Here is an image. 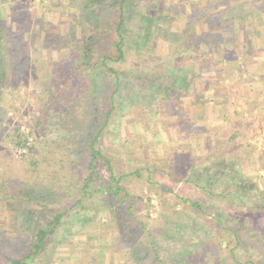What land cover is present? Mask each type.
Here are the masks:
<instances>
[{"label":"rangeland","instance_id":"1","mask_svg":"<svg viewBox=\"0 0 264 264\" xmlns=\"http://www.w3.org/2000/svg\"><path fill=\"white\" fill-rule=\"evenodd\" d=\"M167 1L171 8L161 16L160 6L156 8L154 3L147 6L146 0H138L142 10L149 12L153 25L143 29L148 31L145 39L138 20L130 27L125 61L119 69L133 70L138 76L130 85H124L121 95L125 102L118 107L102 141L105 152L113 159L116 177H123L120 190L128 195L118 209L124 212L134 202L130 210L133 218L125 217L121 222L123 236L119 233L123 244L120 248L125 251L136 240H144V244L148 231L158 241L160 259L169 264L180 259L179 255L182 264H202V252L207 261L212 255L219 257L222 264H232V252L238 258L251 253L253 260V255L258 254L259 262L263 263L264 207L255 211L253 207L264 203V0ZM155 3L158 4L157 0ZM91 6L90 0H2L0 3L2 18L8 23L16 22L17 27L20 24V33L14 37L18 39L15 46L18 44L22 49L21 62L26 61L19 78L18 95L11 97V85L9 92L0 97L1 107L7 109L2 123L5 134L11 135L16 128L22 137L19 146L11 144L9 136L5 141L0 138V162H6L5 170L0 171V180H9L8 187L19 184L24 192H31L24 184L32 183L22 182L20 165L21 159L28 155V148L35 146L38 151L43 148L39 140L44 139L35 129L39 118L43 121L41 128L47 130L46 141H56L41 153L47 162L42 164L40 173L47 175L54 171L53 176L59 180L67 173L65 166L69 165L64 152L59 154L60 149L55 148L56 145L70 146L72 133L77 131L65 119L68 107L66 114H62L57 106H49L54 105L51 100L43 110L46 101L40 97L43 77L40 72L34 74L32 64L40 59L50 60L53 66L45 68L47 75H72L69 64L60 65L68 59L67 40L62 37L70 32L79 38L81 30L89 41L95 39L93 55H97L103 48L104 38L96 39L95 31L108 24V12L104 6ZM12 7L17 8L19 16L10 19L8 15L15 11ZM81 8L85 15L92 12L99 19L95 28L85 18L81 19ZM210 9L219 12L227 9L226 16H235L233 26L215 36L216 46L223 47L220 53L214 47L202 46L205 38L199 35L198 25L193 30L196 36H184L173 44L162 37L167 36L166 32H159L163 28L168 34L176 32L178 36L186 19L193 20L198 13ZM161 17L166 21L160 20ZM42 21L50 24L43 25ZM40 31L46 33L44 45ZM30 35L32 43L27 41ZM227 44L229 49L224 46ZM176 74L184 79L173 85ZM10 75L7 71L6 78L10 79ZM75 77L76 81L67 85L77 92L79 104L85 98L79 92L82 87L98 104L103 98L102 77L84 69H76ZM151 80L179 89L173 91L172 100H166L165 91L150 89ZM64 84L60 86L56 79L54 89L60 86L57 91L61 92L67 87ZM75 110L76 115L82 109ZM41 155L35 154L42 158ZM59 159L61 165L55 163ZM75 173L83 176L79 165ZM103 177H108L105 170ZM56 181L50 184L48 178L45 182L55 186L49 205L63 208L72 201L76 188L67 189L69 194L64 193L62 197L63 188L57 189ZM30 198H33L31 194L19 202L14 199L0 202V248L9 257L25 248L26 238L32 233L22 223L25 217L29 219L30 215L31 220H38V212H44L28 201ZM109 204L113 206L104 200L91 210L86 219L89 221L83 225L81 219L85 217L80 222H76L74 215L65 217L47 249L33 258V264H75L77 251L82 250L85 242L95 254H98L97 248L99 253L106 254L113 260L111 264H133L125 253L117 250L119 246L113 241L118 235L115 222L118 205ZM135 223L143 224L146 231L140 232ZM19 225L23 229L21 233H17ZM230 229L235 231L237 241ZM69 233L74 235L68 236ZM96 257L92 264H99ZM148 261L152 264V259Z\"/></svg>","mask_w":264,"mask_h":264},{"label":"trees","instance_id":"2","mask_svg":"<svg viewBox=\"0 0 264 264\" xmlns=\"http://www.w3.org/2000/svg\"><path fill=\"white\" fill-rule=\"evenodd\" d=\"M90 1L92 3L91 8L104 6V8H107L106 10L108 12L106 17L108 24L101 26L100 31H95L96 39L102 40L104 38L102 50L97 55H93L97 43L95 39H93V41H89L83 30L80 31L79 38H76V33L71 34L70 32H67V35L63 36L62 39L65 41L67 40V44H65V46L66 50H68V59L64 61V63H60V65L64 66L65 63L69 64V68L71 70L70 74L72 75H67V77H64L63 74L62 76L57 75L56 77L52 74L47 75L45 73V68L49 69L53 66V62L50 60L49 62H46L41 61L40 59L36 61V63L32 64L33 66H36H34V74L40 72L43 77V86L40 90V97L43 100H46L43 110H46L45 107L51 100L54 101V105L50 104L49 106H52V108L57 106V109L61 110L62 114H66V108L68 107L69 114L65 119H67V121L74 126L77 134L74 132L72 133V138L70 140L72 143L70 146L63 148L59 145H56L55 148L56 150L60 149L59 154L64 152V158L67 159L69 165L67 167L65 166V168H67V173L63 175L60 180L53 176L55 173L54 171L53 173H49L47 175L45 174L46 176L42 175L40 173V169L42 164L47 161L46 158L41 155V153L47 149H50V147L53 146L56 141L53 143H48L46 141L47 130L45 128H41L43 121L40 118L37 119L35 121V129L39 130L38 136L44 139L39 140L40 145L43 148H41L40 151H38L39 148H36L35 146L28 148V155L21 159L20 165V172L23 174L22 182L29 181L32 183L30 186L27 185L28 183L24 184L26 187L31 188L32 193L24 192L19 184H12L11 187H8L7 185L10 183L9 180H0V202H9L13 199L14 201L19 202L31 194L33 198L28 199V201L44 210V212H38L40 213L38 215V220H31V216L28 215L29 219L25 217L24 221L22 222L23 224H27L28 228L30 227L29 230L32 231V233L29 238H26L27 241L25 242L26 244H24L25 248L22 247V251H19L18 255L9 257L4 254L0 248V259L2 258L0 261L2 264H33V258L47 249L50 239L58 233L59 228L61 225H63L62 220L65 217L74 215V217H76V222H80V218L85 217L81 219V223L83 225L89 221V219L86 221V219L90 216L87 214L91 213L90 211L96 206L101 205L104 200L109 206H113L109 203L118 205L116 209L117 218H115L118 235L114 237L113 241H116L119 246V249L117 250L122 251L121 246L123 244V230L121 229V222L125 217L133 218L130 210L134 202H130L124 212L118 209L125 204V199L128 198V195L125 194L124 191L120 190V181L123 177H116L115 169L112 164L113 159H111V156L105 152L106 150L102 146V141L104 140V136L107 137L106 132L109 130L113 117L117 115L118 107L122 102H125L124 96L121 95L124 85H130V81L136 79V76H138L134 74L133 70L121 71L119 69V65L125 61L127 36L130 32V27L138 20L140 24V31L142 32L141 35L143 36V39H145L147 37L148 31L143 29L146 27L148 29L151 28L153 25V19H151L149 16V12L142 10V8L139 6L138 0ZM1 2L2 0H0V3ZM157 2L158 4L155 3V0H148V2L146 0V5L148 6L154 3L156 8L160 6L161 10H159V13L161 16L164 14L166 9L171 8L170 3L168 4L169 1L167 0H157ZM14 9L15 11L12 12V15H8V18L12 19L19 16L17 8L15 7ZM227 12V9H225L223 12L213 11L210 9V11L205 13H198V16L193 20L186 19V22L184 23L185 27L182 30H178L180 33L178 36L176 32H171L168 34L167 30L163 28H161L162 30H159V32H163V34L166 32L167 36L162 37L170 40V44H173L174 42H179L182 40L184 36L191 37L190 34L194 35L193 30H195V26L198 25V31L200 30L199 35L205 38L202 40V46L207 45L208 47H214L216 52L220 53L219 51L221 48L223 49V47L219 48L216 46L215 36L218 34V32L222 33L225 32L226 29H230L231 25L233 26L232 21L235 19L234 15H231L230 17L226 16ZM235 15H237V13ZM247 15L251 16L249 13H247ZM80 17L81 19L85 18L91 28H95L99 21V19L94 16L92 12L85 15L83 8L80 9ZM238 18L243 20L241 17ZM160 20L166 21V18L161 17ZM216 20L218 21L214 24L213 22ZM42 23L43 25L50 24L43 21ZM19 28L20 24L19 27H17L16 22L8 23L5 18H2L0 13V97L5 92H9V86L11 85V97H16L18 95L19 78L24 71L23 68L26 62H21L23 57L22 49L19 48L18 44L15 46V42L18 41V39L14 37L20 33ZM40 32L42 33V40H40L42 45H44L43 39H45L46 33L43 31ZM32 38L33 36L30 35L27 41L32 43ZM224 46L227 49L230 48L229 44ZM26 47H28V45H26ZM39 48L42 47L39 45ZM242 50H244V48H242ZM54 64L58 65V63ZM76 69H84L86 71L93 70L96 75L99 74V76L102 77L104 83L102 91H100L102 92L103 98H101V101H99L98 104L94 102L95 97L93 95L91 96V93L89 94L88 90H84V87H82V90L79 91L80 93H83L82 96L85 97L84 100L82 99L80 101L83 104H79V102L76 100L77 92L75 93V91H73L72 86L67 85L70 81H76V77L73 78L76 75ZM7 71L11 72L10 79L6 78ZM159 78L161 81H163V77ZM56 79L60 86H62L63 82L65 83L64 85L67 86L65 90L61 92L57 91L60 86H58L57 89H54ZM183 79L184 78H181L176 74L174 78L175 81L172 84L177 85L178 81ZM155 81L156 80H151L149 82L150 89L153 92H160L161 90L165 91L164 95L166 100H172L173 97H175L173 96V91L178 90L179 88H167L165 85L155 84ZM83 85L84 82L82 86ZM57 92H59L60 95H57ZM92 93H94V91ZM45 97H47V99ZM12 100H14V98ZM13 106L14 105L12 104V107ZM75 109H82L81 113H77L75 115ZM6 112L7 109L1 107L0 105V138H3V141H5L9 136L11 139V144L19 146L22 143V137L18 133L17 129L13 128L11 135H9V133L5 134L6 129L2 127V123L6 117ZM97 114L99 117L96 116ZM77 116H80V118ZM52 118L49 120L51 121ZM36 153L41 155L42 158L35 156ZM82 153L83 156L81 155ZM61 162L62 161H60V159L58 162L55 161V163H60V165L62 164ZM78 165L83 172L82 177L75 173ZM5 166L6 162L3 164L0 162V171H4ZM9 166L11 169L13 168L12 165ZM103 170L107 172V178L103 177ZM134 174L137 175V172ZM48 178H50V184H52L55 179L57 180L55 183L57 184V189L61 190L63 188V191L61 192L62 197L64 193L69 194L67 189L70 190L72 186L76 188V191L71 199L72 201L67 204V206L61 208L59 206L49 205V200L52 196H54L51 194V192H55V186L50 187V185L45 184ZM60 200L61 199L58 198V201ZM62 201L63 200H61V202ZM262 207H264V203L255 205L253 210L255 211V208L261 210L260 208ZM135 224L139 225L140 232L146 231V227L143 224ZM17 231V233L23 232V229L20 227V225ZM230 231L234 234V238L237 241L238 237L235 235V231L233 229H230ZM119 232L122 235L121 237ZM73 235L74 233H72V235L69 233L68 236ZM24 237H27V235ZM143 241L144 240H136L133 242V244L129 245V249H124L125 251H122L133 264H148V260L150 259H152V264H169L168 261L165 262L160 259L161 250L158 246V241H154L152 239V233L147 231V238L145 239L144 244ZM204 253L205 252H202V256L200 257L202 264H222V262H219V257L217 256L210 255V258L207 261V259L204 257ZM245 255H247L248 258H251L252 256V254L248 252ZM253 256L254 260L252 258L246 260L247 257L238 258L232 252V264H264V261L263 263L259 262L257 258V256H259L258 254L257 256ZM178 258L180 259L172 261L170 264H182V257L179 255Z\"/></svg>","mask_w":264,"mask_h":264},{"label":"crops","instance_id":"3","mask_svg":"<svg viewBox=\"0 0 264 264\" xmlns=\"http://www.w3.org/2000/svg\"><path fill=\"white\" fill-rule=\"evenodd\" d=\"M198 138H199V136H198ZM83 244L84 245H82V247L83 246L84 247L82 248V250L80 249L81 248L80 247L79 248L80 250L77 251L78 262H76L75 264H92V263H94L93 259H95V256H97L96 259H97L99 264H111L113 262V260H111V261L109 260V257H107L106 254L104 255L103 253H99L98 248H97L98 254H95L96 252L94 250H92V247L90 246V244L87 245L86 242Z\"/></svg>","mask_w":264,"mask_h":264}]
</instances>
